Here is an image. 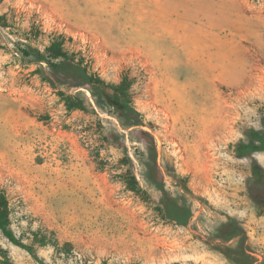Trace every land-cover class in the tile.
Returning a JSON list of instances; mask_svg holds the SVG:
<instances>
[{
    "label": "rangeland",
    "instance_id": "1",
    "mask_svg": "<svg viewBox=\"0 0 264 264\" xmlns=\"http://www.w3.org/2000/svg\"><path fill=\"white\" fill-rule=\"evenodd\" d=\"M58 36L107 82L130 78L167 186L193 208L189 227L159 211L136 156L145 144L108 116L126 134L137 193L105 138L107 115L68 109L23 58L19 48L44 50ZM263 112L264 0H0V189L24 241L43 231L72 243L69 254L35 244L49 264H237L215 247L228 216L264 264V186L253 170L264 151L235 153L249 128L263 129ZM0 245L15 264H40L1 231Z\"/></svg>",
    "mask_w": 264,
    "mask_h": 264
},
{
    "label": "trees",
    "instance_id": "2",
    "mask_svg": "<svg viewBox=\"0 0 264 264\" xmlns=\"http://www.w3.org/2000/svg\"><path fill=\"white\" fill-rule=\"evenodd\" d=\"M23 58L39 64L37 72L40 77L54 87L66 107L70 110H81L88 114H98L96 106L107 116L100 117L107 123L105 138L113 146L122 150L124 157L121 164L128 168L124 173L123 181L126 186L137 193L144 190L140 187L133 171L134 161L130 156L126 134L113 124L108 116L115 117L123 129H129L131 139L141 141L145 149L137 148L136 156L146 167L147 180L160 192L158 209L164 219L179 226L189 227L192 224L193 208L186 196L177 197L167 186L164 170L158 161L159 152L154 133L145 128V121L141 112L134 104L131 94V80L124 76L119 83H110L98 73L92 71L85 63L84 58L65 48V39L58 36L41 50L38 47L26 45L19 48ZM46 64L44 66L43 64ZM90 92V95L88 94ZM263 129L249 128L246 135L249 140H241L235 145V153L239 157L264 151V112L261 117ZM133 133H137V138ZM257 182L264 186V169L257 162L253 166ZM169 174L176 179L174 171ZM188 190L187 185H184ZM261 199L264 197L257 196ZM0 231L14 245L26 250L40 264H49L39 255L35 244L40 246L52 245L58 253L69 254L73 251L71 242L61 241L52 233L43 231L34 233V243L29 244L12 228L11 208L7 195L0 189ZM218 238L222 245L220 251L237 264H260L252 255L247 244V233L241 222L233 216H228L218 228ZM237 240L236 246L226 245ZM224 245V246H223ZM0 264H15L7 249L0 245ZM263 264V263H262Z\"/></svg>",
    "mask_w": 264,
    "mask_h": 264
},
{
    "label": "bare ground",
    "instance_id": "3",
    "mask_svg": "<svg viewBox=\"0 0 264 264\" xmlns=\"http://www.w3.org/2000/svg\"><path fill=\"white\" fill-rule=\"evenodd\" d=\"M181 54V53H180Z\"/></svg>",
    "mask_w": 264,
    "mask_h": 264
}]
</instances>
